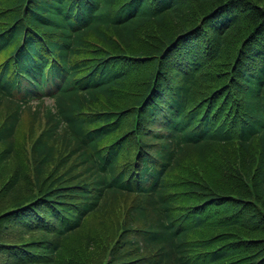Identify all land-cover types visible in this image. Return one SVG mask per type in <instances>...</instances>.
<instances>
[{
	"label": "trees",
	"instance_id": "16d2710c",
	"mask_svg": "<svg viewBox=\"0 0 264 264\" xmlns=\"http://www.w3.org/2000/svg\"><path fill=\"white\" fill-rule=\"evenodd\" d=\"M0 264H264V0H0Z\"/></svg>",
	"mask_w": 264,
	"mask_h": 264
},
{
	"label": "rangeland",
	"instance_id": "374dc122",
	"mask_svg": "<svg viewBox=\"0 0 264 264\" xmlns=\"http://www.w3.org/2000/svg\"><path fill=\"white\" fill-rule=\"evenodd\" d=\"M46 104H49V105H51L52 103L48 100L47 102H46ZM91 260H93V258L91 257L90 258Z\"/></svg>",
	"mask_w": 264,
	"mask_h": 264
}]
</instances>
